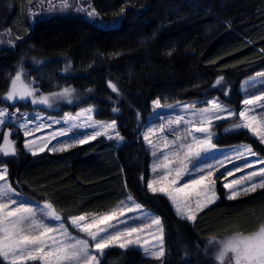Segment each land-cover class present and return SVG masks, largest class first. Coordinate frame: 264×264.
<instances>
[{
    "label": "trees",
    "instance_id": "obj_1",
    "mask_svg": "<svg viewBox=\"0 0 264 264\" xmlns=\"http://www.w3.org/2000/svg\"><path fill=\"white\" fill-rule=\"evenodd\" d=\"M90 2L105 25L79 15L30 23L29 0H0L1 19L21 37L14 47L0 49V95L22 67L44 93L75 88L80 99L59 106L75 111L94 105L97 119L116 120L124 142L100 136L64 152L36 155L20 148L15 157L0 155V163H7L11 181H19L14 187L50 201L63 217L108 211L128 194L162 217V261L139 248L113 247L102 264H213L210 237L250 234L264 225V189L229 200L221 187L220 198L194 223L182 219L166 197L146 188L150 154L141 133L157 97L172 103L217 95L236 110L242 107L241 82L264 68V0ZM122 7L124 13L117 15ZM67 62L70 73L64 72ZM220 75L230 86L227 97L212 87ZM109 80L121 90L119 97ZM113 107L120 111L113 113ZM215 141L247 142L264 156V144L246 130L221 133Z\"/></svg>",
    "mask_w": 264,
    "mask_h": 264
},
{
    "label": "snow or ice",
    "instance_id": "obj_2",
    "mask_svg": "<svg viewBox=\"0 0 264 264\" xmlns=\"http://www.w3.org/2000/svg\"><path fill=\"white\" fill-rule=\"evenodd\" d=\"M36 3L43 7L45 0H36ZM47 5L49 9L62 10L75 5L76 11L85 13L90 19L99 16L90 0H47ZM124 11L125 8L122 7L117 15ZM5 34L10 35L11 29L0 33V36ZM19 39L21 37L17 35L16 40ZM3 42L0 40V43ZM7 43L15 46L11 39ZM171 54V51L168 52V55ZM71 71V62H67L64 72ZM107 83L118 97L122 94L111 80ZM212 87L222 88L225 97L230 94V86L223 75L217 77ZM241 89L245 98L241 101L243 108L239 111L221 101L219 97L202 102L177 101L175 104L162 103L160 97L152 101L154 112L167 108L179 109V113L168 117L157 113V119L162 122L152 124L142 133L143 141L153 157L152 177L147 180L146 188L154 196L166 197L176 215L189 222L194 223L200 212L219 199L216 192V180L219 177L215 174L227 163L245 160L243 166L234 164L232 169H226L221 174L226 180L223 188L228 190L227 199L235 200L257 189H264V167L227 181V177L234 176L235 172H241L243 168H253L254 163L264 165V159L254 162L246 159L258 155L250 144H241L222 151L214 143L217 133L213 128L219 126L215 122L229 120V126L224 129L225 133L247 130L264 144V71L248 77ZM87 91L91 93L93 89ZM78 99L80 97L76 89L71 86H59L57 91L41 92L35 81L27 79L22 67L11 78L6 93L0 95V100L13 105L22 101L48 109L58 107L61 101L73 104ZM198 103H203L204 106L198 107ZM96 111L92 105L80 108L75 113L64 112L59 119L51 116L45 118L39 113L33 119L28 113H21L19 108L9 113L7 106L0 107V129L8 125L15 126L0 132V155H18L16 140L12 139L16 132L22 131L27 138L34 131L61 123L68 127H61L51 133L47 140L37 138L41 140L39 144L26 139L24 148L36 155L45 149L64 152L100 136L118 143L124 141L125 138L117 129L116 120H97L94 115ZM119 111L118 107L112 108L113 113ZM45 119L51 123L37 122ZM233 119L236 122L232 123ZM89 128L93 129L91 133L74 131ZM58 136L70 138L48 148L51 141ZM169 136L172 138L169 139ZM141 180H144L143 176ZM14 183L18 184L19 181L13 182L9 179L7 163L0 164V264H102L106 250L113 247L122 250L139 248L146 256L161 261L166 255L162 218L148 211L131 194L107 213L63 217L53 203L47 200L43 203L31 201L14 187ZM68 225L83 233V237L73 235ZM208 245L215 249L213 258L216 264H224L226 258L230 264H264V225L248 235L234 233L226 238L210 237Z\"/></svg>",
    "mask_w": 264,
    "mask_h": 264
},
{
    "label": "rangeland",
    "instance_id": "obj_3",
    "mask_svg": "<svg viewBox=\"0 0 264 264\" xmlns=\"http://www.w3.org/2000/svg\"><path fill=\"white\" fill-rule=\"evenodd\" d=\"M55 2V0H54ZM92 6H93V3L91 2ZM94 7V6H93ZM31 9V11H30ZM26 14H27V19L29 20L30 23H33L35 20L37 19H41V18H46V17H50V16H53V15H79L83 18H86L90 21H93L95 22L96 24H99V25H105L101 19H99L98 17L94 18V19H90L86 16L85 13L83 12H79V11H76L75 10V5L71 8H67V9H60V8H56V9H49L48 8V5H47V0H45V4L43 7H40L37 3H36V0H32V3H28L27 4V9H26ZM2 17H0V33H4L5 30L7 29H11V34H5L3 36H0V40H3L4 42L3 43H0V49H3V48H12L13 46L8 44L7 41L9 39L13 40L15 42V44L17 43L18 40H16V36L18 35V31H14V29L12 27H9L8 25H6L5 22H3V20L1 19ZM114 26V24H113ZM258 71H264V68L262 69H259ZM256 71V72H258ZM255 72V73H256ZM255 73L247 76L242 82H241V85H240V90L243 94V99L245 98L244 96V93L241 89V86L243 84V82L250 76H253ZM27 77V75H26ZM28 79V77H27ZM29 80V79H28ZM42 92V91H41ZM213 97H219L217 95H212V96H209V97H206V98H198V99H192V100H182L180 102H183V103H191V102H196V101H205L207 99H211ZM242 99V100H243ZM221 101H223L221 98H220ZM224 103L228 104L227 102L223 101ZM176 102H172V103H168V104H175ZM7 106L8 107V111L9 113H12V112H15V110L17 108L20 109V112L21 113H28L29 114V117L30 118H33L35 119L36 117V114L39 113L41 114L42 116H44L45 118L48 117V116H51V117H54V118H57L59 119L61 116H63L64 112H72V113H75L77 111L80 110V108H85V107H88V106H92V105H85V106H82L80 108H78L77 110L75 111H71V110H68V109H63L61 106H58L56 108H52V109H48V108H45L44 106L42 105H32L30 102L28 103H25V102H17L15 103L14 105L11 103V102H7V101H0V107H5ZM198 107H203V103H198L197 104ZM230 107H233L232 105L229 104ZM96 108V107H95ZM234 108V107H233ZM243 108V105L242 107ZM240 108V109H241ZM236 109V108H235ZM239 109V110H240ZM237 110V111H239ZM259 111V110H258ZM157 113L160 114V115H163L165 117H168L169 115H176L179 113V109H167V108H163V109H157L154 111H152V114L150 116V118L148 119V121L145 123V125L143 126V129H142V133L146 131L147 127L151 126L152 124H159L161 123L162 121L157 119ZM95 115V114H94ZM17 116H19V113H17ZM95 119H97L95 117ZM97 120H100V119H97ZM101 121H111V119H105V120H101ZM38 123H51L50 120H43V121H37ZM232 123L236 122L235 119H233L231 121ZM217 125H219L218 127H214L213 128V131L217 133V137L221 134V133H225L224 129L226 127L229 126V123L230 121L229 120H222V121H216L215 122ZM9 127H15L14 125H8L7 127L3 128V129H0V132H3V131H6L8 130ZM30 127H35V125H30ZM61 127H64V128H67L68 126L61 123V124H55L53 125L51 128H48V127H45L43 129H40V130H37V131H34L33 135L30 136V137H25L23 135V132L22 131H18L15 133V135L12 137V139L16 140V148L17 150H20V148L24 149L25 151H28L27 149L24 148V143H25V140L26 139H30V140H34L36 144H39L41 142L40 139H37V138H43L44 140H47L50 136L51 133L57 131L58 129H60ZM118 129V127H117ZM75 132H79V133H84V132H87V133H91L93 131V129H76L74 130ZM119 131V130H118ZM247 131V130H246ZM141 133V134H142ZM250 133V132H249ZM71 135V134H70ZM105 137V136H103ZM70 138V136H58L55 140H52L51 143L48 145V148H51L53 145H56L57 142H65V141H68ZM106 138V137H105ZM143 138V137H142ZM172 137L169 136V139H171ZM107 139V138H106ZM0 140L2 141V136H0ZM216 140V139H215ZM214 140V143H216V141ZM113 142H116L118 145L122 144L124 141L122 142H117L116 140H111ZM217 144V143H216ZM241 144H249L247 142H240V143H236V144H231V145H218V149L219 150H222V151H228L230 150L231 148L235 147V146H239ZM146 145V144H145ZM251 145V144H250ZM252 146V145H251ZM146 148L148 150V146L146 145ZM253 148V147H252ZM48 150V149H45V151ZM254 150V148H253ZM255 151V150H254ZM29 152V151H28ZM149 154H150V151L148 150ZM258 155L257 156H249V157H246V159L249 161V162H254L258 159H264V156L260 153H258L257 151H255ZM31 153V152H30ZM37 153H40V152H37ZM219 154V153H217ZM152 161H153V157L151 156L150 154V164H149V176H148V179L152 177V172H151V164H152ZM245 163V160L244 159H241V160H237V161H234L233 163H227L225 165V167L221 168L219 170V172H217L215 175L217 177H219V179L216 180V192H217V195L218 197L220 198V188L222 187L223 188V183L226 182L225 180V176L224 175H221L222 173H225L226 169H232L234 167V164L235 165H239V166H243V164ZM0 164H4V163H0ZM260 167H264V165H261V164H255L253 165V168H243V170L241 172H235L234 173V176H229L227 177V181H231L232 179L234 178H238L240 176H243V175H246L248 172H251L253 170H258ZM147 179V180H148ZM256 179H259V177H257ZM225 194L227 193V189H225ZM25 197L29 198L31 201H36V202H40V203H43V201H40V200H37L35 198H32V197H29L27 196L26 194L22 193ZM134 197V196H133ZM135 198V197H134ZM136 199V198H135ZM123 200H126L123 199ZM121 200V201H123ZM218 200V199H217ZM137 201V199H136ZM138 202V201H137ZM140 203V202H139ZM170 203V202H169ZM119 204V203H118ZM117 204V205H118ZM171 204V203H170ZM116 205V206H117ZM115 206V207H116ZM172 206V205H171ZM173 207V206H172ZM148 211L154 213L155 215H158L160 216L158 213L148 209L147 207H145ZM113 209V208H112ZM174 209V208H173ZM57 210V209H56ZM111 210V209H110ZM110 210L108 211H104V212H95V213H85V214H104V213H107L109 212ZM58 211V210H57ZM59 212V211H58ZM129 215H135V214H129ZM161 217V216H160ZM162 218V217H161ZM163 221V220H162ZM69 226V231L73 234V235H78V236H81L83 237V233H79L76 229L72 228L70 225ZM165 228V227H164ZM244 235H248V234H244ZM228 236H223V237H217V238H226ZM164 247H165V250H166V244H165V232H164ZM208 247L210 248V251H211V256L214 257L215 255V249H212L210 245H208ZM109 249L106 250V252L108 251ZM143 252V251H142ZM145 255V254H144ZM230 255V254H229ZM164 258V257H163ZM214 259V258H213ZM106 259L103 258L102 260V263L105 261ZM107 261V260H106ZM213 264H216V261L214 260ZM224 264H230L228 263V258L225 259V262Z\"/></svg>",
    "mask_w": 264,
    "mask_h": 264
}]
</instances>
